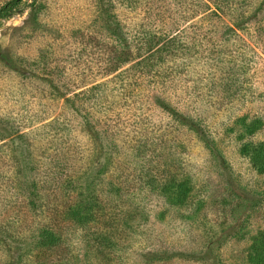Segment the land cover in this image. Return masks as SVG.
Here are the masks:
<instances>
[{
	"label": "rangeland",
	"instance_id": "rangeland-1",
	"mask_svg": "<svg viewBox=\"0 0 264 264\" xmlns=\"http://www.w3.org/2000/svg\"><path fill=\"white\" fill-rule=\"evenodd\" d=\"M33 1L0 21L3 262L49 226L42 264H250L264 174L241 148L264 142V0ZM81 201L95 222L69 219Z\"/></svg>",
	"mask_w": 264,
	"mask_h": 264
},
{
	"label": "trees",
	"instance_id": "trees-1",
	"mask_svg": "<svg viewBox=\"0 0 264 264\" xmlns=\"http://www.w3.org/2000/svg\"><path fill=\"white\" fill-rule=\"evenodd\" d=\"M20 1L21 0H12L1 6L0 21L8 17V15L11 14V12L17 7ZM33 2H36V0H34ZM259 126V121H254L246 125L244 120V133L246 135H253L259 128ZM241 154L249 160L251 166L258 174H264V142L256 144H244V146H242L241 148ZM163 187L165 189L163 190V192L164 194L168 195V199H170L169 202L171 203V205L180 206L184 203L188 195V186L185 181H176L174 179H171L166 182ZM82 201L80 202V205H77V207L69 211L71 213L69 219L80 226L95 222L97 214L96 211L93 210L91 205H88L87 203ZM0 229L3 230L1 225ZM60 243L61 239L59 237V234L54 232L52 228H50L49 226L41 227L33 235V248L29 251L17 250L15 252L16 255L12 264H42L40 262V256L46 251H50L58 247ZM0 254H7L6 256L9 258L13 255L12 250H10L9 239L3 236H0ZM248 255V262L250 264H264V234L258 235L256 240H254V244L252 245L251 251ZM2 262L3 257L0 256V264H2ZM3 264L7 263L3 262Z\"/></svg>",
	"mask_w": 264,
	"mask_h": 264
}]
</instances>
